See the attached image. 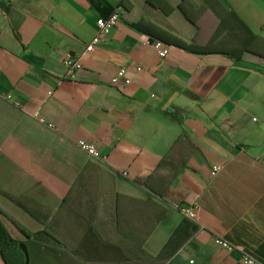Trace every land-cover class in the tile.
Listing matches in <instances>:
<instances>
[{"label": "crops", "instance_id": "obj_1", "mask_svg": "<svg viewBox=\"0 0 264 264\" xmlns=\"http://www.w3.org/2000/svg\"><path fill=\"white\" fill-rule=\"evenodd\" d=\"M120 1L0 0L1 224L35 234L41 264H240L216 239L264 264V62L244 52L264 0H182L191 22L178 2L144 8L193 43L163 59ZM121 67L130 83L113 86Z\"/></svg>", "mask_w": 264, "mask_h": 264}, {"label": "trees", "instance_id": "obj_2", "mask_svg": "<svg viewBox=\"0 0 264 264\" xmlns=\"http://www.w3.org/2000/svg\"><path fill=\"white\" fill-rule=\"evenodd\" d=\"M169 1H171L172 4L178 2L177 9L187 21L191 22L187 12L180 4L183 2L182 0H167V2ZM141 3V7H136L129 2V0H121L118 5L122 10L120 17L125 22L129 23L128 25L131 28L149 36L150 38L160 41L165 46L177 47L190 53L194 52L192 49L193 43H185L178 35L156 24L143 15L144 8H149L155 12L165 13L161 7L162 4L165 3L164 1H162L161 4L160 0H141ZM244 52L249 58L264 62V39L257 36L254 37L253 40L246 44ZM0 215H4L1 210ZM13 224L16 230L24 237V241L13 240L0 222V264H29L28 242L31 238H36V235L27 232L15 222H13ZM41 233L47 236L51 241L61 245L51 235L47 234L45 229H43ZM150 261L154 263L157 262L154 259Z\"/></svg>", "mask_w": 264, "mask_h": 264}, {"label": "built area", "instance_id": "obj_3", "mask_svg": "<svg viewBox=\"0 0 264 264\" xmlns=\"http://www.w3.org/2000/svg\"><path fill=\"white\" fill-rule=\"evenodd\" d=\"M119 21V15L118 13H113L109 17L105 19H98L95 22L96 32L98 35H108L110 31L116 26V24ZM97 42V39H93L92 42L88 47H86V52H89L92 50L93 45ZM150 46L155 51L157 56L160 59L165 58L168 55V48L163 45L158 40H152L150 42ZM63 66L70 72H73L79 68L76 61L70 58H66L62 62ZM136 72L140 71V68H135ZM127 69L124 67L118 68L115 75L110 79V84L113 86L122 84V85H128L130 83V80L127 76ZM77 148L85 153L88 157L93 159H99V153L96 150L95 146L91 143L85 142V141H77L76 143ZM218 171L217 167H213L211 170V175H214ZM175 209L185 218L187 219H194L195 214L192 212V210L189 207L186 206H175ZM215 243L221 247L222 249H225L228 252H232L234 250L238 251L240 253L239 262L240 264H262L258 260H256L254 257L248 255L244 251H242L239 248H233L229 243L223 241L222 239H216Z\"/></svg>", "mask_w": 264, "mask_h": 264}, {"label": "rangeland", "instance_id": "obj_4", "mask_svg": "<svg viewBox=\"0 0 264 264\" xmlns=\"http://www.w3.org/2000/svg\"><path fill=\"white\" fill-rule=\"evenodd\" d=\"M14 240V239H13ZM16 241V240H15ZM32 253L29 251V260L32 261L31 264H41L39 261L34 262L33 261V255H31ZM42 264H46L45 262H43Z\"/></svg>", "mask_w": 264, "mask_h": 264}]
</instances>
